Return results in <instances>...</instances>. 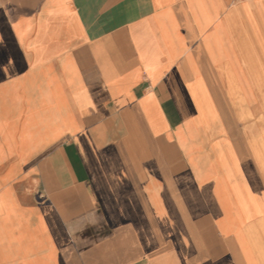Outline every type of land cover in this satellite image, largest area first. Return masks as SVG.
I'll return each mask as SVG.
<instances>
[{
    "label": "crops",
    "instance_id": "0c3cea01",
    "mask_svg": "<svg viewBox=\"0 0 264 264\" xmlns=\"http://www.w3.org/2000/svg\"><path fill=\"white\" fill-rule=\"evenodd\" d=\"M251 200L264 0H0V220L33 259L230 263Z\"/></svg>",
    "mask_w": 264,
    "mask_h": 264
},
{
    "label": "rangeland",
    "instance_id": "374dc122",
    "mask_svg": "<svg viewBox=\"0 0 264 264\" xmlns=\"http://www.w3.org/2000/svg\"><path fill=\"white\" fill-rule=\"evenodd\" d=\"M250 202L258 211L264 207V203L259 204L260 202L255 200ZM6 205L8 206L7 202ZM245 231L247 240L241 239V243L237 245L231 242L225 245L232 251L231 262L221 261L217 264H264V222L255 223ZM46 242L28 219H22L8 207L5 220H0V264L18 260L21 264H55L52 253H47L39 259H33L31 256L44 248Z\"/></svg>",
    "mask_w": 264,
    "mask_h": 264
}]
</instances>
